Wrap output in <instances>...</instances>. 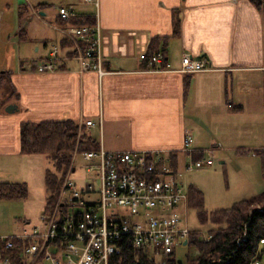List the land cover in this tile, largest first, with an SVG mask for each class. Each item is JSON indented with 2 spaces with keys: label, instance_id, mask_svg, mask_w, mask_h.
<instances>
[{
  "label": "crops",
  "instance_id": "0c3cea01",
  "mask_svg": "<svg viewBox=\"0 0 264 264\" xmlns=\"http://www.w3.org/2000/svg\"><path fill=\"white\" fill-rule=\"evenodd\" d=\"M59 8L75 16L63 21ZM87 19L99 28L103 74L83 69L65 35ZM52 49L59 70L36 73L32 65L47 62ZM142 53L162 55L165 67H148ZM183 55L205 59L211 70L181 73ZM0 87L9 96L0 105L6 165L27 155L22 124L70 121L90 150L161 152L176 160V172L182 158L213 153L259 150L263 166L264 17L249 0H0ZM9 105L17 110L7 113ZM187 135L190 155L182 150ZM27 228L25 221L20 232Z\"/></svg>",
  "mask_w": 264,
  "mask_h": 264
},
{
  "label": "built area",
  "instance_id": "2783aa9c",
  "mask_svg": "<svg viewBox=\"0 0 264 264\" xmlns=\"http://www.w3.org/2000/svg\"><path fill=\"white\" fill-rule=\"evenodd\" d=\"M74 16L67 8L59 9L61 20ZM65 35L74 44L73 57L83 63V69L96 68L97 29L68 28ZM140 59L148 67L153 65V69H158L163 61L160 54H142ZM33 67L37 71L58 69L56 51L51 53L50 61ZM209 69L205 59L182 57L181 73ZM93 125L92 121L86 122V126ZM191 143L192 139L186 136L182 150L189 155L194 152ZM98 150L82 156L100 182L78 187L68 171L56 200L41 214L38 225L12 236L0 235V264H108L123 237L131 240L133 248L165 264L176 248L189 239L191 232L185 219L187 194L173 179L165 154ZM204 160L188 165L187 170L205 166ZM206 164L211 165L212 161Z\"/></svg>",
  "mask_w": 264,
  "mask_h": 264
},
{
  "label": "rangeland",
  "instance_id": "374dc122",
  "mask_svg": "<svg viewBox=\"0 0 264 264\" xmlns=\"http://www.w3.org/2000/svg\"><path fill=\"white\" fill-rule=\"evenodd\" d=\"M80 2L82 4H92L97 6V0H80ZM93 26L97 29L98 33V56L96 59L98 64L96 68L93 69L98 73L103 74L102 69L99 67V28L97 24ZM68 28L70 29L72 27ZM53 50L54 49H52V51ZM39 51L42 55L45 53L42 46L39 47ZM142 54H140L139 57ZM35 55L36 54H34L33 58H37L38 54L37 56ZM56 70H59V66ZM56 70H35V72L46 74L55 72ZM179 70H181V67ZM210 70L211 68L209 71ZM6 92L0 87V105H2L1 103L6 101L9 97H7ZM95 130L96 129L91 130L93 135L96 133ZM93 138L99 142L97 136ZM247 141L252 144L253 138L248 137ZM56 145V143L48 144V146L44 145V152L41 154H23L26 156L19 159V161L14 162L11 166L6 165L3 162L0 163V183H26L27 186L26 195L23 197L21 196L13 199L0 198L1 236H12L20 232L25 221L28 222V228L25 229L27 231H29L33 225H38V219L43 213L46 200L44 174L47 168L52 172L54 171L51 154L55 151ZM39 146H41V144H39ZM89 147L91 148L90 145ZM79 148L80 144L75 143V147L71 153L72 157L64 177L69 171V177H71L78 187H82L88 182L98 184L100 181L98 175L95 176L97 174L96 171H89L88 167H86V162L82 156L85 150L77 151L76 149ZM88 150L89 149H86L85 152H88ZM100 150L101 148L98 151ZM102 150L106 152V150ZM76 153L78 154L74 159L73 157ZM251 154L256 156L252 157ZM203 159H205V166L200 168L193 166V169L188 171L185 169V163H190L192 159L190 160V157H188V161H186V158H182L176 174V181L187 192L188 200L189 202L191 201V205H186L188 227L192 231L199 232L198 235L201 239L207 237L208 230L210 229L209 219L213 212L226 209L233 203L254 196L264 190V167L260 165V157L257 156L255 151L248 152V155L246 156H240L239 153H230V155H226V158H224L222 153H213L206 155L205 158H202L201 160ZM208 160L212 161L211 165L206 164V161ZM221 161H225L224 164H221ZM190 164L193 165L194 162H191ZM200 211H203L206 216L204 221L199 217V214L202 218L204 217ZM194 251V248L188 245L177 247L175 254L179 260L184 259L186 254L193 255ZM259 251L261 252L260 260L254 264H264V241L261 242ZM156 262L160 264L161 261L158 260ZM41 264L50 263L44 261Z\"/></svg>",
  "mask_w": 264,
  "mask_h": 264
},
{
  "label": "trees",
  "instance_id": "16d2710c",
  "mask_svg": "<svg viewBox=\"0 0 264 264\" xmlns=\"http://www.w3.org/2000/svg\"><path fill=\"white\" fill-rule=\"evenodd\" d=\"M264 17V0H249ZM92 20L74 21L75 25H90ZM177 32V21L174 25ZM82 129L70 121L55 123H24L20 127L22 154L35 155L44 152V145L56 143L51 154L54 171L45 170L44 183L46 200L44 210L50 209L55 201L65 172L71 160V153L79 137V151L91 149V141L84 135ZM41 144V146H39ZM88 147V148H86ZM260 155V153H259ZM174 158V157H173ZM263 167H264V157ZM172 169L176 160H171ZM26 183H0V198H18L26 195ZM191 196V194H190ZM192 198V196H191ZM191 201L189 202L190 205ZM199 217L204 221L206 216L200 211ZM210 229L204 241L194 232L189 239V245L194 248L193 255H187L180 264H254L260 260L259 247L264 241V190L254 196L233 203L226 209L213 212L209 219ZM173 257L165 264H179ZM154 257L146 256L142 250L132 247L131 240L123 237L117 243L116 252L109 258L108 264H159Z\"/></svg>",
  "mask_w": 264,
  "mask_h": 264
},
{
  "label": "water",
  "instance_id": "95a60500",
  "mask_svg": "<svg viewBox=\"0 0 264 264\" xmlns=\"http://www.w3.org/2000/svg\"><path fill=\"white\" fill-rule=\"evenodd\" d=\"M14 110H17L16 106L13 105H9L5 108V111L7 113H12ZM186 244V242H184V245ZM181 263V260H179V264Z\"/></svg>",
  "mask_w": 264,
  "mask_h": 264
}]
</instances>
